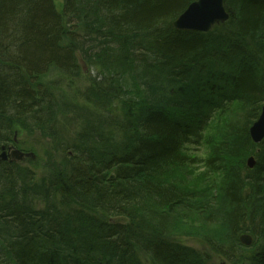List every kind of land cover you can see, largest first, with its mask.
Returning <instances> with one entry per match:
<instances>
[{"label":"trees","instance_id":"trees-1","mask_svg":"<svg viewBox=\"0 0 264 264\" xmlns=\"http://www.w3.org/2000/svg\"><path fill=\"white\" fill-rule=\"evenodd\" d=\"M192 1L0 0V154L20 129L62 154L41 177L0 160V264H145L140 252L212 264L172 240L178 207L222 228L223 241L205 240L225 259L264 264V139L250 135L264 105V0H226L229 20L209 32L175 28ZM52 70L71 93L77 79L90 84L68 98L43 81ZM235 104L241 118L206 142L218 193L164 178Z\"/></svg>","mask_w":264,"mask_h":264},{"label":"rangeland","instance_id":"rangeland-1","mask_svg":"<svg viewBox=\"0 0 264 264\" xmlns=\"http://www.w3.org/2000/svg\"><path fill=\"white\" fill-rule=\"evenodd\" d=\"M56 5L58 9H61L62 0H56ZM84 73L86 74V77L93 79L95 76L99 75L98 70L93 67L90 68L89 65ZM61 78L62 75L59 71L52 70L50 74L44 76L43 81L46 82L49 80L52 84L54 82L53 85H50L52 90L55 92L61 89L60 91H64L68 98L71 97L74 92L76 94L78 88L81 90L85 88V85L87 86L90 84L88 79H77L75 80V85L73 87L74 91L71 93L70 90L66 88L68 81H64ZM45 82H42V84ZM79 100L81 101V99ZM240 115L241 110L236 104L232 106V111L230 110L227 115H216L217 117H214L210 126H208L204 132V138L201 140L203 142L198 144L190 143L185 146L184 153L191 161L173 167L170 173H168L169 175H165L164 178L169 179L170 181H175L187 189L193 188L198 190L205 198L217 194L221 188V175L219 168L210 167L206 163V160L210 155L208 143L206 144L207 138H210L211 136H222L224 133L223 123L228 122L230 119H240ZM15 137L17 139V147L26 152H32V157L23 162L30 165L35 170L38 177L53 170L55 168L54 165L60 162L62 154L53 148L52 141L48 135L40 132L30 134L20 129L16 132ZM10 152L11 151H8V153ZM247 160L248 158L245 159V164H247ZM201 213V210H195L192 208H176L171 218L172 223L170 235L172 240L197 248L203 252V254H206L208 261L212 264H246L241 256H238L237 259L232 262L213 251L205 238L211 237L223 241V231L219 225L207 222L202 218ZM251 246H246V248L249 249ZM140 253L144 263L151 264L149 258L142 252Z\"/></svg>","mask_w":264,"mask_h":264},{"label":"water","instance_id":"water-1","mask_svg":"<svg viewBox=\"0 0 264 264\" xmlns=\"http://www.w3.org/2000/svg\"><path fill=\"white\" fill-rule=\"evenodd\" d=\"M226 0H194L186 9L174 20L173 25L180 30H194L200 32H209L214 26L224 24L229 20L230 14L225 6ZM79 62L83 69L87 70V63L81 53H77ZM250 135L255 143H261L264 139V105L257 120L250 127ZM6 145L2 146L0 160L8 158ZM12 147H9L11 149ZM24 152L14 149L11 156L16 159H23ZM12 159V158H11ZM247 165L254 168L256 158L254 155L248 157ZM113 178V175L111 176ZM240 242L245 246L253 244V236L250 234L240 235Z\"/></svg>","mask_w":264,"mask_h":264},{"label":"bare ground","instance_id":"bare-ground-1","mask_svg":"<svg viewBox=\"0 0 264 264\" xmlns=\"http://www.w3.org/2000/svg\"><path fill=\"white\" fill-rule=\"evenodd\" d=\"M180 14H181V13H180ZM180 14H179V15H180ZM179 15H178V16H179ZM178 16H177V17H178ZM173 22H174V20H173ZM173 26H174V25H173Z\"/></svg>","mask_w":264,"mask_h":264}]
</instances>
